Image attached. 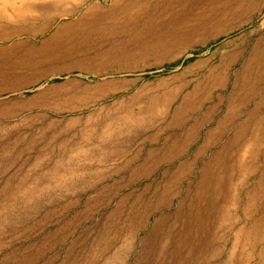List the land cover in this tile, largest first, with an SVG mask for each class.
Listing matches in <instances>:
<instances>
[{
	"label": "rangeland",
	"instance_id": "obj_1",
	"mask_svg": "<svg viewBox=\"0 0 264 264\" xmlns=\"http://www.w3.org/2000/svg\"><path fill=\"white\" fill-rule=\"evenodd\" d=\"M29 1L57 17L80 8V25L112 16L52 41L48 70L65 74L15 100L50 104L49 118L0 120V264H186L190 251L201 264H264L246 223L264 152V0H179L152 25L120 18L139 0ZM0 78L37 80L9 62ZM191 116L220 127L202 175L129 168Z\"/></svg>",
	"mask_w": 264,
	"mask_h": 264
},
{
	"label": "bare ground",
	"instance_id": "obj_2",
	"mask_svg": "<svg viewBox=\"0 0 264 264\" xmlns=\"http://www.w3.org/2000/svg\"><path fill=\"white\" fill-rule=\"evenodd\" d=\"M35 1V0H33ZM64 2L67 0H54ZM179 0H139L134 5H125L121 10V19L133 22H146L152 25L156 21H162L164 15L170 13ZM256 0H247V4H254ZM164 6V11H160ZM36 4L29 0H0V62L21 64L33 71L36 81L22 86L15 84L12 78H0V104L6 105L7 110L0 111V120H17L27 113H43L39 117L49 118L52 113L50 104L26 105L25 103H15L17 98H23L27 89L39 88V85L54 75H64L65 73L49 72L54 64L52 55L57 47L51 44L57 39L59 45L60 36H73L75 32H83L88 27H97L101 19L111 17L106 10L102 9L96 19L89 21L87 25L82 23L81 14L77 19L72 20L77 15L80 8H75L69 12L57 16L37 10ZM115 17H117L115 15ZM58 19L67 20L66 30L58 34H51L49 38L37 43L41 37L52 33L53 26ZM42 24L41 26H39ZM78 28V29H77ZM81 28V29H80ZM74 85V83H71ZM69 84V85H71ZM50 113V114H49ZM59 114V113H57ZM259 154L253 157V181L251 188L246 194V223L256 221L258 226L253 227L248 236H253L254 242L258 244L264 237V152L257 149ZM224 219H221L223 222ZM3 247L2 249H5Z\"/></svg>",
	"mask_w": 264,
	"mask_h": 264
},
{
	"label": "crops",
	"instance_id": "obj_3",
	"mask_svg": "<svg viewBox=\"0 0 264 264\" xmlns=\"http://www.w3.org/2000/svg\"><path fill=\"white\" fill-rule=\"evenodd\" d=\"M209 118L208 116L207 120L206 116V119L199 121L191 116L178 127H164L156 136V141L141 145V153H146V157H140L129 168H143L146 170L145 174L162 175L164 179H169L172 175H202L204 171L201 169L209 168L210 165L206 163L212 160V154L217 153L220 146L214 139L220 127L218 124L212 126L213 122ZM229 146L231 152H234L235 141H231L228 148ZM165 184L167 185V181ZM193 252L190 251L186 264H201V256L197 258Z\"/></svg>",
	"mask_w": 264,
	"mask_h": 264
}]
</instances>
